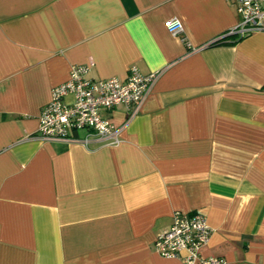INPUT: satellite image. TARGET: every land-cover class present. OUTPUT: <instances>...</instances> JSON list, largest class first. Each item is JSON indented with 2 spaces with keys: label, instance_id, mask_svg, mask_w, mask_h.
Listing matches in <instances>:
<instances>
[{
  "label": "crops",
  "instance_id": "1",
  "mask_svg": "<svg viewBox=\"0 0 264 264\" xmlns=\"http://www.w3.org/2000/svg\"><path fill=\"white\" fill-rule=\"evenodd\" d=\"M239 22L234 0H0V264H180L154 240L196 210L203 255L264 264V30L226 35ZM89 62L158 76L136 114L102 111L116 144L40 139L52 88Z\"/></svg>",
  "mask_w": 264,
  "mask_h": 264
},
{
  "label": "built area",
  "instance_id": "2",
  "mask_svg": "<svg viewBox=\"0 0 264 264\" xmlns=\"http://www.w3.org/2000/svg\"><path fill=\"white\" fill-rule=\"evenodd\" d=\"M234 2L240 22L226 35L243 37L264 30V0ZM164 26L173 35L183 30L178 17L166 19ZM226 35L211 42L222 40ZM91 64H72L68 79L52 88L50 99L41 107L38 117L36 135L40 139L75 141L78 138L74 132L83 130L84 143L95 137L104 143L116 144L117 129L102 111L122 105L129 115L136 114L158 76L156 71L143 74L136 66H131L122 79L115 76L94 79L87 77ZM210 234L205 215L200 211H175L170 225L156 236L154 248L164 257L178 259L180 264H224L222 257L203 255Z\"/></svg>",
  "mask_w": 264,
  "mask_h": 264
},
{
  "label": "trees",
  "instance_id": "3",
  "mask_svg": "<svg viewBox=\"0 0 264 264\" xmlns=\"http://www.w3.org/2000/svg\"><path fill=\"white\" fill-rule=\"evenodd\" d=\"M220 43H224L223 39L222 40H217V41H214V42H210L209 45H216V44H220Z\"/></svg>",
  "mask_w": 264,
  "mask_h": 264
}]
</instances>
